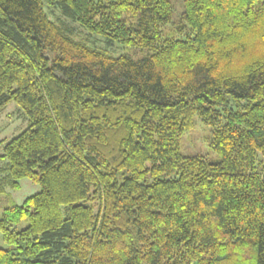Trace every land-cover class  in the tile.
Returning <instances> with one entry per match:
<instances>
[{
    "label": "trees",
    "instance_id": "trees-1",
    "mask_svg": "<svg viewBox=\"0 0 264 264\" xmlns=\"http://www.w3.org/2000/svg\"><path fill=\"white\" fill-rule=\"evenodd\" d=\"M183 3L187 38L173 0H0V111L29 122L0 193L41 185L4 211L0 264H264V0ZM197 116L217 161L181 152Z\"/></svg>",
    "mask_w": 264,
    "mask_h": 264
},
{
    "label": "rangeland",
    "instance_id": "rangeland-1",
    "mask_svg": "<svg viewBox=\"0 0 264 264\" xmlns=\"http://www.w3.org/2000/svg\"><path fill=\"white\" fill-rule=\"evenodd\" d=\"M174 3V17L173 19L163 26L165 34L175 35L177 38H187L190 33L189 27L186 25L183 31L174 30L182 24V17L184 11L183 0H173ZM91 41H88L92 47L103 48L106 52L112 56H119L121 54H127L135 59L143 58L149 55L150 51L147 49H137L134 47L123 46L119 43L109 45L101 37H91ZM29 128L28 119L25 116L24 111L17 106L15 102L9 103L2 111H0V140L3 138L10 139L24 130ZM213 127L203 122L201 117L195 118V125L191 130L184 133L181 139V152L184 155H202L210 161H217L220 157L212 146ZM2 145H0L1 153ZM263 160V156L260 154L258 159L259 164ZM41 185L33 182L30 178H23L20 181V186L17 188L9 187L5 192L0 193V219L3 217L4 211L15 205H22L24 201L40 192ZM97 208V207H96ZM28 225V220L16 224L15 228L21 230ZM0 247L9 248V245L4 241L2 233L0 231Z\"/></svg>",
    "mask_w": 264,
    "mask_h": 264
}]
</instances>
